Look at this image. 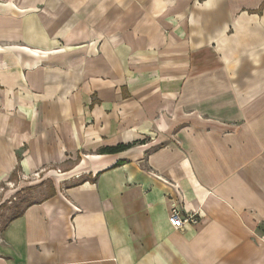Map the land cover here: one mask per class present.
Returning <instances> with one entry per match:
<instances>
[{
	"label": "crops",
	"instance_id": "obj_1",
	"mask_svg": "<svg viewBox=\"0 0 264 264\" xmlns=\"http://www.w3.org/2000/svg\"><path fill=\"white\" fill-rule=\"evenodd\" d=\"M50 168L0 264H264V0H0V199Z\"/></svg>",
	"mask_w": 264,
	"mask_h": 264
},
{
	"label": "rangeland",
	"instance_id": "obj_2",
	"mask_svg": "<svg viewBox=\"0 0 264 264\" xmlns=\"http://www.w3.org/2000/svg\"><path fill=\"white\" fill-rule=\"evenodd\" d=\"M61 176L62 174L57 169L54 170L52 168L46 169L42 173L26 179L21 175L16 174L14 178V185H17V187L13 189V192L16 193L17 198L15 197V199L12 200L14 204H11V202L8 201L5 202V200L3 202V200L0 199V234L5 226V223L12 214L13 207L22 199L26 198L29 199V203H36L46 199L50 186L54 188L55 191L63 189L64 184H62V182L64 181L61 179ZM30 188H32L31 192L29 191Z\"/></svg>",
	"mask_w": 264,
	"mask_h": 264
},
{
	"label": "trees",
	"instance_id": "obj_3",
	"mask_svg": "<svg viewBox=\"0 0 264 264\" xmlns=\"http://www.w3.org/2000/svg\"><path fill=\"white\" fill-rule=\"evenodd\" d=\"M132 147H133V144H120L118 146L104 148V149L101 150V152L102 153H107V154H115V153L126 151V150H128V149H130ZM31 189L32 188H30V190H29L30 192L32 191ZM55 195H56L55 189L50 186L49 189H48V192H47L46 199L47 198H51V197H53ZM8 202H11V204H14V202L12 200L8 201ZM5 204H7V203H5ZM32 204L33 203H29V199H26V198L22 199L18 204H16L13 207L12 214H11L10 218L7 220V222L5 223V226L3 227V230L8 225V223H10L11 221L21 217L24 214L26 208L28 206L32 205Z\"/></svg>",
	"mask_w": 264,
	"mask_h": 264
},
{
	"label": "built area",
	"instance_id": "obj_4",
	"mask_svg": "<svg viewBox=\"0 0 264 264\" xmlns=\"http://www.w3.org/2000/svg\"><path fill=\"white\" fill-rule=\"evenodd\" d=\"M13 199H15V196L12 198V200ZM169 221L174 229L179 230V229H183L186 226V224L194 222L195 220L192 218V216L184 217L181 213L179 205L177 203H174L172 205V210L170 212Z\"/></svg>",
	"mask_w": 264,
	"mask_h": 264
}]
</instances>
